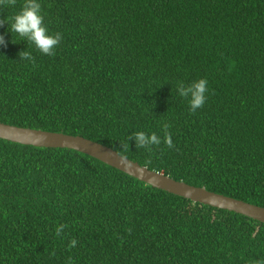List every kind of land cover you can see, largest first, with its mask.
<instances>
[{
  "label": "trees",
  "instance_id": "trees-1",
  "mask_svg": "<svg viewBox=\"0 0 264 264\" xmlns=\"http://www.w3.org/2000/svg\"><path fill=\"white\" fill-rule=\"evenodd\" d=\"M39 3L61 34L52 55L11 32L24 0H0L1 123L81 136L264 208V0ZM199 79L193 112L180 84ZM137 132L161 143L137 147ZM0 264H264V224L74 150L0 139Z\"/></svg>",
  "mask_w": 264,
  "mask_h": 264
},
{
  "label": "water",
  "instance_id": "water-1",
  "mask_svg": "<svg viewBox=\"0 0 264 264\" xmlns=\"http://www.w3.org/2000/svg\"><path fill=\"white\" fill-rule=\"evenodd\" d=\"M0 139L36 148L74 150L92 157L153 188L190 200L194 203L240 214L264 224L263 207L208 191L204 187H196L181 181H176L162 173L149 170L137 162L119 155L111 148L81 136L21 128L0 122Z\"/></svg>",
  "mask_w": 264,
  "mask_h": 264
},
{
  "label": "clouds",
  "instance_id": "clouds-1",
  "mask_svg": "<svg viewBox=\"0 0 264 264\" xmlns=\"http://www.w3.org/2000/svg\"><path fill=\"white\" fill-rule=\"evenodd\" d=\"M11 32L17 34L21 38H26L29 44L32 45L41 54L52 55L55 47L61 40V34L52 35L44 25L43 16L41 15V5L39 0H24L21 10L12 18ZM21 57L31 60V54L22 52ZM181 97L188 98V103L191 111H195L205 102V93L207 91V80L199 79L191 82L186 87L181 83ZM167 127V126H165ZM137 147L148 149L151 145H159L160 138L156 134L146 135L144 132H137L134 136ZM164 143L168 147H172L171 137L165 135ZM64 225L56 228V234L59 235ZM72 245H75L73 240Z\"/></svg>",
  "mask_w": 264,
  "mask_h": 264
}]
</instances>
